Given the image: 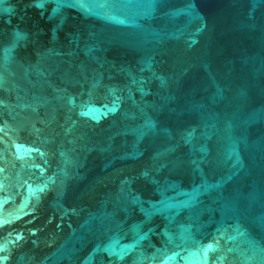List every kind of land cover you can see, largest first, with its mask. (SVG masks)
<instances>
[{"label": "water", "instance_id": "1", "mask_svg": "<svg viewBox=\"0 0 264 264\" xmlns=\"http://www.w3.org/2000/svg\"><path fill=\"white\" fill-rule=\"evenodd\" d=\"M0 264H264V0H0Z\"/></svg>", "mask_w": 264, "mask_h": 264}]
</instances>
